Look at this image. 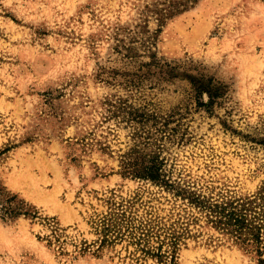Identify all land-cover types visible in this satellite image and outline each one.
I'll return each instance as SVG.
<instances>
[{"label": "rangeland", "instance_id": "1", "mask_svg": "<svg viewBox=\"0 0 264 264\" xmlns=\"http://www.w3.org/2000/svg\"><path fill=\"white\" fill-rule=\"evenodd\" d=\"M168 8L0 0V264H132L80 252L113 195L189 225L176 264H254L189 197L264 210V0Z\"/></svg>", "mask_w": 264, "mask_h": 264}, {"label": "trees", "instance_id": "2", "mask_svg": "<svg viewBox=\"0 0 264 264\" xmlns=\"http://www.w3.org/2000/svg\"><path fill=\"white\" fill-rule=\"evenodd\" d=\"M190 1L169 0L168 10L170 13L180 12ZM145 171V176L157 177L151 170ZM189 200L203 211H208V222L223 231L250 256L254 264H264L263 209L253 207L251 202L209 203L194 195ZM136 203V198L127 201L117 195L106 200V208L102 212L96 211L92 217L97 240L82 243L80 252L93 251L94 255L100 256L105 248H112L119 258L128 263L143 264L145 258L153 257L166 264H176L178 250L191 233L189 225L184 222L167 225L140 218ZM119 245L125 246V256H122L123 250H117Z\"/></svg>", "mask_w": 264, "mask_h": 264}]
</instances>
